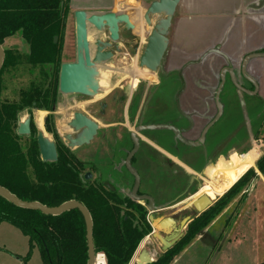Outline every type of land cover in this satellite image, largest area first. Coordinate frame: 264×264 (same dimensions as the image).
<instances>
[{
	"label": "flooded vegetation",
	"instance_id": "1",
	"mask_svg": "<svg viewBox=\"0 0 264 264\" xmlns=\"http://www.w3.org/2000/svg\"><path fill=\"white\" fill-rule=\"evenodd\" d=\"M148 6L145 7V10ZM129 8L135 10L134 19H136V15L139 18L137 25L132 29H125L124 25H120L116 41L110 40L107 31H98L87 24V31L88 26H90L95 33L91 44L88 40L91 56L96 50V42H99L103 47V51L111 53L110 59L103 64L114 60L125 64V61H133L132 56L138 55L137 64L140 67L139 57L148 45L152 32L157 31L155 26L160 25L167 18L163 13L148 14L150 21L148 25L144 20L145 10L141 12V8ZM177 11L178 5L170 17L167 30L165 32L157 31L159 38L164 37L166 39V47L155 70L140 67L145 69L148 73L147 77L154 78V81L144 83L141 90H139V84L134 85V91L130 92V98H125L124 88L126 85L114 87L122 91L119 98H113V101L118 103L116 114L103 108L106 103L102 102L97 105V116L101 122L110 121L102 124L103 129L89 116L77 111L98 126L96 135L88 144L90 145L95 141V173L91 172L90 169H83L85 171L79 175V178L83 183L90 181L106 188L112 193L114 200L129 198L141 205L146 211V222L150 227H152L149 222L150 215L167 209L169 202L179 201L189 194L195 185L202 184L201 178L208 167L215 165L220 159L227 160L232 151L242 153L241 151L250 141H257L261 133L264 135V116H262L264 108V61L262 60L264 57L248 61L245 66L246 77L241 72L243 58L238 66V71L233 73L234 76L237 75L241 79L240 83L239 81L237 83L246 90V93L234 87L229 77V68L226 65L219 69L217 73L218 85L222 69H224L225 77L218 98L221 106L219 114L215 102L216 90H211L208 86L216 59L200 58L196 53V46H193L195 44L193 41H191L188 51L179 46V39H182L179 36L182 34L180 33L181 27L178 22ZM104 12H110V10ZM180 44H182L181 41ZM257 52L259 54L264 53V47ZM218 56L223 61L228 57L225 53H219ZM226 83H229L232 88L229 97L225 94L222 95ZM56 88L57 97L48 110L36 108L34 104L30 109L49 113V117L41 126V130L46 131L51 137L56 156L58 148L63 145L69 151L68 154L74 156L73 163L76 167L82 169L81 158L84 156L78 155L77 150H80L84 145L70 149L67 145L68 141L65 139L66 135L75 137L79 133L68 125L76 112L72 114L67 123V127L73 132L72 134H65L61 137L55 126V116L60 111H67L70 107V100L68 101L65 97L80 95L60 94L58 83ZM134 95L139 97L136 104L138 108L130 112V105H128L129 111L124 114L123 108L118 109V107L124 106L128 99L130 100L129 104H131ZM23 112L19 114L18 125ZM158 124L174 127L178 136L167 129L135 131V128L140 125ZM126 125L128 127L133 125L134 128L131 130ZM34 128L35 133L29 132V135L30 138H35L37 144L35 125ZM51 129L56 132L58 139L49 132ZM258 141L261 142L260 139ZM135 143L137 148L130 158V166L138 174L139 184L134 197H149L153 202V207L160 208L152 212L148 210V200L136 201L131 196L135 179L126 167V160L134 150ZM37 148L39 153L38 144ZM38 157L40 159V156ZM172 169L176 170L171 172ZM167 170H170L169 177L173 179L171 184L166 182ZM86 173H90V178L84 179ZM127 189L128 192L126 193ZM191 208L192 210L181 213L178 221L171 218L176 222V227L184 219H188L189 222L194 219L195 210L192 205Z\"/></svg>",
	"mask_w": 264,
	"mask_h": 264
},
{
	"label": "trees",
	"instance_id": "2",
	"mask_svg": "<svg viewBox=\"0 0 264 264\" xmlns=\"http://www.w3.org/2000/svg\"><path fill=\"white\" fill-rule=\"evenodd\" d=\"M69 2L0 0V44L4 49L0 70V186L20 200L36 201L47 207L70 200L80 202L92 219L95 254H103L105 264H128L139 243L151 232L141 205L129 198L114 200L106 188L90 181L83 183L79 175L85 170L76 167L74 156L68 154L63 145L58 148L55 161H40L33 137L29 165L25 166L26 177L24 181L19 177L15 133L16 142L23 136L18 133V117L33 104L48 110L57 97L62 48L59 43H53V38L64 35ZM17 34L27 45V52L16 47L4 48L5 41ZM30 132L35 133L33 125ZM49 132L58 139L56 132L52 129ZM254 168L264 176V153L222 197L187 224L182 237L172 247L147 264H171L253 179H258ZM246 195L247 190L240 200H245ZM1 223L10 224L27 239L28 251L23 262H27L37 248L42 264H87L85 223L76 209L59 216H47L15 207L0 197Z\"/></svg>",
	"mask_w": 264,
	"mask_h": 264
},
{
	"label": "rangeland",
	"instance_id": "3",
	"mask_svg": "<svg viewBox=\"0 0 264 264\" xmlns=\"http://www.w3.org/2000/svg\"><path fill=\"white\" fill-rule=\"evenodd\" d=\"M112 8H102L99 10H87L88 14L92 13H101L106 10H111ZM75 10H84L81 7H76V5L72 2H69V12L66 20V26L63 33L56 37V43H59L61 45V57L62 62H68L73 59H75V38H74V23H73V12ZM124 10V9H123ZM145 10V6L141 8V12ZM115 12L121 11V9H114ZM125 11V10H124ZM132 15V14H128ZM137 18V16H135ZM186 36L184 39H179V46L182 48L190 47V43L193 40H190V33L189 30L187 31ZM88 40L90 44L93 42L95 33L92 27L88 26ZM198 38L203 37L205 35V32L201 31L198 33ZM180 38L182 36H179ZM201 39V40H200ZM199 39V48L204 47L207 43L206 39ZM180 41L182 44H180ZM196 42V41H193ZM203 43V44H201ZM201 44V45H200ZM264 44V42H263ZM208 45V44H207ZM4 48H10V47H16L22 52H27V45L25 42L21 39L20 35L17 34L11 39L5 41ZM136 56V55H135ZM133 57V61L128 60L124 63L119 62L118 60H114L113 62H109L106 64L99 65V71L101 74L100 77V91L99 94L92 98L88 99L86 97L81 96H69L65 97L69 101V109L67 111H60L58 115L55 116V126L57 128V131L63 137L65 134H72L73 132L69 130L67 127V123L69 122V119L71 118L72 114L74 112H82L89 116L92 120H94L101 129H103L102 124H106L107 122H101V119L97 116V105L98 103H106L104 105V109L107 110L110 113L116 114L118 103L117 101H113V98L116 97L119 98L121 96V90L119 88L120 85L125 86L124 91L126 92L125 98H130V92L134 91L135 87L134 85L139 84V87L141 90L144 83H152L154 81V78L147 77V71L143 68L138 67L137 60L138 55L136 57ZM256 60V59H255ZM264 61V59L262 60ZM146 75V76H145ZM132 84V85H131ZM129 85V86H128ZM128 93V95H127ZM141 98V97H140ZM135 99V100H134ZM139 97L133 96V102L131 104L130 100L128 99L125 101L124 106L118 107V109L123 108L122 112L124 114H127L130 108V112L133 109H137V100ZM128 105L129 108H128ZM135 109V110H136ZM24 111V112H23ZM22 118L20 116V123L21 127L19 130V135L23 136L20 141L16 142V133H15V145H14V151L16 155L17 165L20 169L19 177L22 181H24V178L26 177L27 171L25 170V166L29 165L30 161V129L31 125H35L37 128V137L40 135L47 144L52 143L51 137L47 134L46 131L41 130V126H43L45 120L49 117V113L46 112H37L32 109H23ZM264 116V108H263V115ZM127 126V125H126ZM17 127V122H16ZM15 127V128H16ZM264 127V124H263ZM129 129H133L134 126H127ZM262 134V133H261ZM259 135L258 140L260 139L261 142L254 141L245 146V149L243 151L237 152L239 155L246 154L250 152L251 150H255L258 153V157L256 161L263 155L264 153V147H261V145H264V135ZM95 141L92 142L90 145H84V147H81L80 150H77L78 155H83L84 157L81 158L82 162V169H90L91 172L95 173L94 165H95ZM234 151L231 152L233 154ZM80 157V156H79ZM255 161V163H256ZM254 163V166H255ZM214 166V165H213ZM255 169V168H254ZM176 169H172L171 172ZM169 171L167 170V174L165 175L166 182L170 183L173 181L171 177H169ZM206 171V170H205ZM258 179H253L249 186L245 189L247 190V195L245 200H240L241 194H239L220 214V218L218 220H214L213 223H210V225L202 232L198 234V236L189 243L184 249L188 248L189 245H197L194 246V249L199 250V253L205 248L204 246L207 245H223L226 242L227 238H230V242L232 243L228 252H226V256L224 258L225 262L224 264H264V176L260 175L259 172L255 169ZM205 174V172H204ZM205 177L203 176L201 178V183L204 185ZM237 181V180H236ZM126 183H128L126 181ZM174 185V182L172 183ZM176 185V184H175ZM199 190L198 186H194L192 188V191L182 197L179 201H172L167 204L168 208L158 212L151 214L149 217V222L151 223V233L147 235L139 245H142L141 247V254H145L148 256H151L153 260H155L157 257H159L163 251L161 244L159 243L158 239L153 237L154 234L160 235L162 238H164V235L161 233L160 227L158 226V223L165 218H173L175 220H179L181 213L184 211L192 210L191 208V202L196 199L200 195H195L197 191ZM229 190V189H228ZM227 190V191H228ZM211 197L214 202H216L220 197ZM213 202V203H214ZM238 211H240V216L237 219V225L232 229L233 231L229 232L230 227L232 226L234 220L238 216ZM198 213L195 212L193 218L198 217ZM154 222V223H153ZM155 225V226H154ZM8 229L7 232L9 235H6L5 231H3L4 228ZM8 223H5L4 226H1L0 230V264H19L16 259L12 256V253H15L16 256H22V258L25 257V253L28 251V245L25 237L17 230L12 228ZM186 227L183 229V233L185 231ZM209 229V231H207ZM202 235V236H201ZM198 237H201L199 241ZM233 237V238H232ZM232 238V239H231ZM197 241V242H196ZM196 242V243H195ZM183 249V250H184ZM200 249L202 251H200ZM182 250V251H183ZM181 251V252H182ZM180 252V253H181ZM179 253V254H180ZM177 255L174 260L171 262H176L180 255ZM198 255V254H197ZM229 256L230 260H228L226 257ZM151 259V260H152ZM151 260H147L149 263ZM179 261V260H178ZM178 261L175 263L177 264ZM99 263V260H97ZM141 264H145V261H141ZM24 264H42L41 256L39 253V250L35 248L32 251L31 257L29 260ZM194 264V263H190Z\"/></svg>",
	"mask_w": 264,
	"mask_h": 264
},
{
	"label": "water",
	"instance_id": "4",
	"mask_svg": "<svg viewBox=\"0 0 264 264\" xmlns=\"http://www.w3.org/2000/svg\"><path fill=\"white\" fill-rule=\"evenodd\" d=\"M139 0H130L129 3H124L125 6L130 7H138ZM179 0H157L152 1L150 5L144 11V20L149 25L150 21L148 19V14H165L167 16L166 20L162 22L160 25H156L155 29L159 32H165L168 27V23L170 21V17L174 12L176 6L178 5ZM62 6V4H61ZM137 16V15H136ZM134 22L132 23V21ZM139 18L134 19V15H128L127 13L118 11V12H101V13H92L88 14L85 10H75L73 12V20H74V37H75V60L73 62H64L60 64L59 72H58V91L62 95H80L88 98H94L98 95V91L100 89V71L98 66L108 61L111 57V53L109 51H103V47L96 42V50L94 51L93 56H91L89 51V42L87 39V24L93 26L98 31H107L109 33L110 40L116 41L118 39V30L120 25H124L125 29H132L137 25ZM157 31H153L151 38L146 46L144 52L139 57V66L147 67L150 70H155L158 65L160 58L163 55V52L166 47V39L164 37L159 38V33ZM53 43H56V37L53 38ZM264 57V53L262 54H250L246 56L242 61V75H245V66L248 61ZM4 61V49L0 44V70L2 68ZM229 77L234 85V87L242 92L246 93V90L237 83L236 77L233 72L229 69ZM225 77H224V69H222L220 73V83L215 92V102L217 109L221 111V106L218 101L219 94L224 85ZM69 127L73 129L75 132H79L75 137H71L70 135H66L65 139L68 141V147L70 149L81 147L83 145H88L94 136L96 135L98 126L92 120L82 115L81 113H74L72 119L69 122ZM160 130L167 129L171 130L176 136H178L177 131L174 127L170 125H140L135 128V131L140 130ZM207 130V128H206ZM37 144L39 147V156L42 162H52L55 161L56 150L54 145L47 144L43 141L42 137L39 135L37 137ZM137 148V144L135 143L134 150L130 153L126 160V167L128 171L133 175L135 179V185L132 190L131 196L134 200H148L149 211H154L160 209L153 207V202L149 197H134L136 189L139 184V177L136 171L130 166V158L132 154L135 152ZM90 173H86L84 175V179L90 178ZM203 187L202 184L198 185V188L201 189ZM111 188V187H109ZM128 189L126 190V193ZM0 197L4 198L10 204L15 207L25 209V210H33L39 211L43 215L47 216H59L64 212L76 209L78 210L85 223V238L87 245V264H96L98 255L95 254L93 239H92V219L91 216L84 205L76 200H70L64 202L56 207H47L42 205L36 201H23L18 199L16 196L11 194L7 189L0 186ZM213 200H210L205 195H202L196 199H194L191 203L193 209L196 213L201 214L205 210H207L213 204ZM123 215V212L121 213ZM188 219H184L181 221L180 225L176 227V222L167 218L166 220H162L158 223L160 227L161 233L164 235L162 238L160 235L154 234L153 237L157 238L159 243L161 244L162 251L165 252L167 249L172 247L183 235V229L188 224ZM138 222H134V226H136ZM140 229V228H139ZM142 258V257H141ZM144 261V260H143ZM149 263L148 261L145 263Z\"/></svg>",
	"mask_w": 264,
	"mask_h": 264
},
{
	"label": "crops",
	"instance_id": "5",
	"mask_svg": "<svg viewBox=\"0 0 264 264\" xmlns=\"http://www.w3.org/2000/svg\"><path fill=\"white\" fill-rule=\"evenodd\" d=\"M152 1L157 0H139L138 8H142L143 5L146 7ZM70 2L74 3L76 7L83 8L85 11L89 9L97 11L102 8H112L110 11L115 12L114 9L117 8L127 14L133 15L135 13V10L129 8L130 6L123 5L124 3H129L130 0H70ZM177 16L179 18L178 22L181 27L180 33L182 34V38L184 39L186 36V30H189L191 34L190 39L196 41L193 46H196L197 55L200 58L216 59L215 66L212 69V77L208 83L211 90H216L218 86L217 73L221 67L226 65V67L235 73L238 71L242 58L244 59L250 54H259L257 51L264 47V0H179ZM201 31L205 32V35L200 38L206 39L207 43L204 47L199 48L200 38H198V33ZM219 53H225L228 56L227 59L223 61L219 58ZM235 77L240 83L241 79L237 75ZM231 90L230 84L226 83L222 95L225 94L229 97ZM238 212V216L230 227L229 232L233 231L232 229L237 225V219L240 216V211ZM218 218H220V215L215 220H218ZM4 224L1 223L0 228ZM2 228H4L3 231L5 233L9 231L6 227ZM14 229L17 230L16 228ZM6 235L9 234L7 233ZM200 238L198 237L196 240L199 241ZM231 243L230 238H227L223 245L204 246V252L200 249L202 251L201 254L199 250L194 249V246L197 245H189L188 248L180 253L181 255L179 254L180 257L179 261L177 260V264H224L227 250L231 246H234L230 245ZM141 252L140 245H138L128 264H139L137 261H142L141 257H148V255L141 254ZM12 256L19 258L16 259L14 257L19 264L26 263L23 262L22 256L20 258L15 253H12ZM226 258L230 260L229 256ZM144 261L147 262V260Z\"/></svg>",
	"mask_w": 264,
	"mask_h": 264
},
{
	"label": "bare ground",
	"instance_id": "6",
	"mask_svg": "<svg viewBox=\"0 0 264 264\" xmlns=\"http://www.w3.org/2000/svg\"><path fill=\"white\" fill-rule=\"evenodd\" d=\"M20 128L22 129L21 123L19 121L18 133ZM257 157V151L251 150L250 152L243 155L233 153L227 160H218L214 166L208 167L206 169L204 174L205 183L195 195H205L210 200H215L211 197H219L223 195L236 182V180L242 177L250 168L253 167ZM141 247L142 245H140V248ZM151 259V256H148L147 258L142 257V261H149ZM97 260H99V263L96 261V264H105V261L102 257H99ZM137 262L139 264L142 263L140 260Z\"/></svg>",
	"mask_w": 264,
	"mask_h": 264
},
{
	"label": "built area",
	"instance_id": "7",
	"mask_svg": "<svg viewBox=\"0 0 264 264\" xmlns=\"http://www.w3.org/2000/svg\"><path fill=\"white\" fill-rule=\"evenodd\" d=\"M96 255H98L99 257H102V258L105 260V258H104V255H103V254H96Z\"/></svg>",
	"mask_w": 264,
	"mask_h": 264
}]
</instances>
